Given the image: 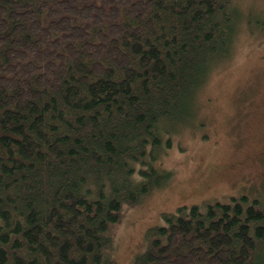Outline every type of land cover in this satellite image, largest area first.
<instances>
[{"label":"trees","instance_id":"1","mask_svg":"<svg viewBox=\"0 0 264 264\" xmlns=\"http://www.w3.org/2000/svg\"><path fill=\"white\" fill-rule=\"evenodd\" d=\"M240 9L0 0V264H115L122 205L171 178L161 158L231 53ZM162 215L130 264H264L257 198Z\"/></svg>","mask_w":264,"mask_h":264},{"label":"rangeland","instance_id":"2","mask_svg":"<svg viewBox=\"0 0 264 264\" xmlns=\"http://www.w3.org/2000/svg\"><path fill=\"white\" fill-rule=\"evenodd\" d=\"M238 3L243 18L231 53L212 67L189 124L172 135L161 158L171 178L140 202L122 205L112 227L115 264H130L145 247L147 229L178 206L240 194L264 205V0Z\"/></svg>","mask_w":264,"mask_h":264},{"label":"bare ground","instance_id":"3","mask_svg":"<svg viewBox=\"0 0 264 264\" xmlns=\"http://www.w3.org/2000/svg\"><path fill=\"white\" fill-rule=\"evenodd\" d=\"M107 232H109V231H107Z\"/></svg>","mask_w":264,"mask_h":264}]
</instances>
